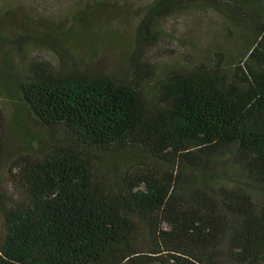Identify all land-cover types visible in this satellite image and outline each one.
Returning a JSON list of instances; mask_svg holds the SVG:
<instances>
[{"label": "trees", "instance_id": "16d2710c", "mask_svg": "<svg viewBox=\"0 0 264 264\" xmlns=\"http://www.w3.org/2000/svg\"><path fill=\"white\" fill-rule=\"evenodd\" d=\"M198 1L248 30L243 56L155 78L158 21ZM137 32L125 73L56 48L61 66L29 58L14 79L0 63V96L12 84L47 133L22 122L11 155L0 103V264H264V0H157Z\"/></svg>", "mask_w": 264, "mask_h": 264}, {"label": "rangeland", "instance_id": "374dc122", "mask_svg": "<svg viewBox=\"0 0 264 264\" xmlns=\"http://www.w3.org/2000/svg\"><path fill=\"white\" fill-rule=\"evenodd\" d=\"M101 1L106 2L103 4L106 15L94 20L87 15L96 7V0H0V34L6 41L0 43V63L4 64L8 58L11 63L5 66L9 68L6 74L14 79V73L29 58L61 66V56L50 48H56L66 58L73 55L71 59L77 61L76 66L125 73L137 47L140 21L148 6L157 0ZM202 3H185L174 15L158 21L155 43L144 49L145 58L155 64V78L175 69H191L201 63L213 65L217 61H224L229 70L243 56L248 30ZM73 14L79 19L83 33L70 46L65 31L71 26ZM57 32L62 33L64 40L51 38ZM7 89L9 93L0 96V103L6 119L8 151L14 155L22 143L18 135L22 122L32 135L45 139L47 133L32 120H26L12 84Z\"/></svg>", "mask_w": 264, "mask_h": 264}]
</instances>
